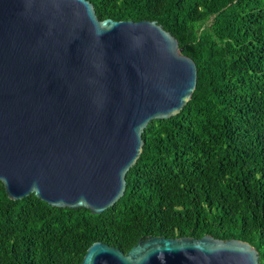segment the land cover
I'll list each match as a JSON object with an SVG mask.
<instances>
[{"label": "water", "instance_id": "95a60500", "mask_svg": "<svg viewBox=\"0 0 264 264\" xmlns=\"http://www.w3.org/2000/svg\"><path fill=\"white\" fill-rule=\"evenodd\" d=\"M155 21L98 20L88 0H0V182L7 197L99 214L121 198L153 120L177 115L195 63ZM80 264H259L209 235L101 242Z\"/></svg>", "mask_w": 264, "mask_h": 264}, {"label": "trees", "instance_id": "16d2710c", "mask_svg": "<svg viewBox=\"0 0 264 264\" xmlns=\"http://www.w3.org/2000/svg\"><path fill=\"white\" fill-rule=\"evenodd\" d=\"M98 20L155 21L196 66L175 116L151 121L126 189L99 214L52 207L0 182V264H80L101 242L150 237L251 245L264 264V0H88Z\"/></svg>", "mask_w": 264, "mask_h": 264}]
</instances>
